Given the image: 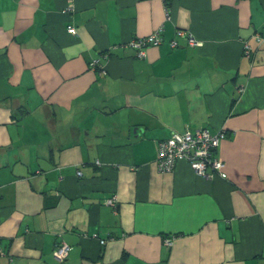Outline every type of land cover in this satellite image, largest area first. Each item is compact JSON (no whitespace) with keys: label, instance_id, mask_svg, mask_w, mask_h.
<instances>
[{"label":"crops","instance_id":"crops-1","mask_svg":"<svg viewBox=\"0 0 264 264\" xmlns=\"http://www.w3.org/2000/svg\"><path fill=\"white\" fill-rule=\"evenodd\" d=\"M201 127L226 176L160 171ZM0 264H264V0H0Z\"/></svg>","mask_w":264,"mask_h":264},{"label":"built area","instance_id":"built-area-1","mask_svg":"<svg viewBox=\"0 0 264 264\" xmlns=\"http://www.w3.org/2000/svg\"><path fill=\"white\" fill-rule=\"evenodd\" d=\"M166 17H169L168 8L165 9ZM67 31L72 34H76V28L72 24L66 26ZM162 25L155 28L152 32L143 35L133 37L126 42V45L135 49V55L138 57L146 56V48L149 45H159L162 41L161 36ZM177 34L187 35L188 43L190 45H197V39L190 33L185 32L183 29H177ZM257 38L260 35L257 34ZM171 45L176 46L177 41L171 40ZM246 51L249 50V44L245 42ZM91 68L102 67L99 60L94 58L89 63ZM243 88H241L242 90ZM227 131L221 128L212 132L207 127H201L195 130L186 129L182 132H173L169 137L161 139L158 142L157 149V166L162 172L171 171L175 162L179 159L187 160L195 172L202 176H212L218 174L222 177L226 176L225 162L219 156L215 154L221 141L225 138ZM78 175H81V171H77ZM107 203L117 211L118 201L115 195L107 199ZM173 238L166 237L164 244L170 246ZM105 239H101V243H104ZM71 246L62 241L58 242L53 248V255L59 261H63L69 253Z\"/></svg>","mask_w":264,"mask_h":264}]
</instances>
